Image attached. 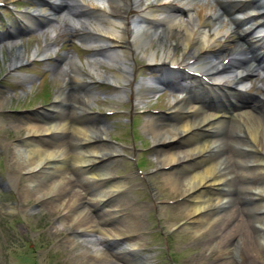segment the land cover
I'll use <instances>...</instances> for the list:
<instances>
[{
  "label": "rangeland",
  "instance_id": "rangeland-1",
  "mask_svg": "<svg viewBox=\"0 0 264 264\" xmlns=\"http://www.w3.org/2000/svg\"><path fill=\"white\" fill-rule=\"evenodd\" d=\"M27 1L24 0L21 3L27 6L25 4ZM22 4H20L21 7H23ZM29 6L32 5L28 4ZM28 7L26 9H29ZM3 16L6 20L13 22L10 13L2 10L0 29L5 28ZM91 17L90 23L94 22L98 25L101 20L105 23L103 17H100L101 20L96 14ZM53 25L48 22L31 33L21 35L24 55L18 67L12 69L15 71L12 73L8 71V63L9 54H13V51L9 53L6 51V42L11 39H6V42L5 40L0 41L2 44L0 47L2 52L0 93L3 94L0 96V184L3 183L8 187V192L0 189V264H83L86 253L82 249L88 244L82 243L80 239L87 236L91 239H99L103 250L114 256L113 247L105 244L107 237L104 234L99 232L87 234L81 230L76 231L75 222L67 223L73 218L57 206L56 200H60L65 195L67 199L71 197L77 202L81 199V195L76 189L89 191L87 185L91 184L84 180L73 166V160L77 156L73 152L74 133L65 131L67 136L62 135L54 139L57 141L55 150H59L61 154L67 153L65 159L69 162L64 161L65 164L61 166L37 168L30 181L28 172H22L26 167L21 169L23 162L15 156L19 148L17 146L30 147L25 143L28 134L23 124L27 119L32 118L40 122L44 120L49 112L45 109L50 108V105L43 102L54 98L56 88L63 83V79L69 76V70L64 66L67 65L68 60L63 59L64 55H70L71 51H75L82 59V55L89 53L87 49L82 51L77 46H73L75 34L67 31L69 28L67 24L59 25L56 28L57 31L51 33L49 29ZM234 44V36L229 35L224 46L231 48ZM46 48L49 50H45ZM33 49L39 51L44 49L48 58L36 63L31 54ZM64 50L66 53L63 55ZM223 56L222 53L216 55L215 62H220ZM133 58L127 64L133 67V75L137 80L157 75L146 66L140 52H136ZM57 59L61 60L60 64L56 61ZM46 67L52 68L49 73L51 79L48 82L46 74L49 70L45 69ZM78 68L81 74L86 75L81 79L88 83L89 89L94 92L92 103L89 105L93 113L91 115L99 118V123L104 124L108 137L116 138L124 144L117 146L119 149L116 148V151L119 154L120 152L133 153L135 156L138 154L139 167L146 173V179H140L135 173L134 164L121 155L113 156L108 163V168L121 177L116 178L121 182L119 192L113 193V200L109 203L111 205L108 204L115 208L116 205H120L119 214L121 216L110 222L118 221L128 226L130 231H135L136 235L143 239V245L139 250L132 252L130 256H118L117 260L120 259L121 264H134L131 258L139 254L145 255L146 264H264V224L263 231L259 230V226L264 223V212L259 210V198L253 194L255 186H264V177L260 175V171L258 172L257 165L239 166L235 162L229 163L230 169L234 172L253 166L254 169L247 177L238 175L232 177L231 183L234 190L231 192V197L220 208L221 215H217V221L198 231L185 228V224L175 228V223L188 219L184 205L185 199L172 204L166 203L167 199L176 198L182 193L169 184V170L160 169L161 165L157 158L160 146L153 145L152 136L144 129V121L148 116L165 115L169 112L172 103L171 92L162 90L156 95L148 94L149 88L142 84L137 89L140 95L137 101H131V92L128 90H124L122 94L108 82L96 80V76L85 65L78 66ZM100 68L106 74L113 70L111 65L105 64H101ZM259 85L260 83L256 81L252 93L258 90ZM127 86L129 87L130 84ZM46 91H49L48 95ZM5 94L8 98L3 100L2 97H6ZM63 101L61 99L57 101L60 104L59 108H54L57 102L52 107L54 113L72 112L69 104ZM24 107H29L32 111H22ZM144 107L164 110V114L160 112L132 114L136 115L133 126L136 135L135 142L132 143L130 134L132 118L127 115V111L133 112ZM111 108H118L124 112L111 116L102 115L105 110ZM94 122L98 124L96 119ZM224 134L229 136L228 132ZM12 139H21L19 145L14 142L6 143ZM45 140L46 138L41 142ZM102 143L103 145L110 144L108 140ZM132 144L136 150H132ZM144 147H148V151L144 150ZM229 150L231 147L227 143V151ZM24 160L26 163L25 154ZM248 197L249 202L246 200ZM80 201L78 206L83 205L86 209L85 213L92 215V218L96 219L100 225L108 229L111 227L109 222L101 221L100 206L97 208L95 202H84L83 200L81 203ZM60 218H65L66 223L59 226L56 221ZM107 223L109 225H106ZM158 230H162L163 234ZM72 235L77 236L78 239L73 244L69 240ZM91 245L94 248L95 242H91ZM90 256L94 257L89 253L87 257Z\"/></svg>",
  "mask_w": 264,
  "mask_h": 264
},
{
  "label": "bare ground",
  "instance_id": "bare-ground-1",
  "mask_svg": "<svg viewBox=\"0 0 264 264\" xmlns=\"http://www.w3.org/2000/svg\"><path fill=\"white\" fill-rule=\"evenodd\" d=\"M226 2L242 6L233 12L231 7L234 6L227 8ZM260 2L262 0H85L93 13H103L104 15H100L106 16L110 23H101L96 29L98 39L95 48L99 46L100 41H107L106 59L111 65L122 67L104 75L100 70L93 69L98 57L93 58L88 66L97 78L112 82H129L132 73L124 62L128 61L135 51H141L150 67L163 70L166 74L172 73L169 78H166V74L159 78L160 74L156 80L149 78L145 81L175 84L176 95L172 99L169 117L161 119L160 116H148L144 121V129L161 145L157 156L160 165L173 166L169 169V184L174 189L186 193L190 199L184 201L189 217L186 226L195 231L217 221V215H221L220 207L228 199L225 187L233 186L231 171L228 170L230 162L225 151L227 143L234 147L236 162L241 165L257 163V169L264 177V100L242 96L238 88L257 70L249 59L242 57V42L236 41L232 48L224 46L226 38L236 32L249 39L254 48H264V15L259 12L263 8ZM106 3L109 5L105 6ZM113 4L123 5L124 8L111 9L115 7ZM100 6L108 10V16ZM255 33H258L257 36ZM13 48L16 55L11 59L15 61L22 55V50L17 43ZM223 52L229 57L228 65L214 62L215 56ZM261 56L259 52L253 54L252 61L256 62ZM189 71L205 75L212 83H203ZM77 81L78 78L75 82ZM260 81L264 85V76ZM137 85L138 82H131L132 95ZM221 87H225V90L222 91ZM5 98L2 97L3 100ZM69 100L76 105L73 107L75 113H61L49 123L26 121L23 124L28 134L25 143L30 147L18 146L19 153L16 156L23 162L21 169L26 167L24 170L32 171V168L39 166L43 161L57 157V153L53 152L57 141L51 137L58 136L61 131L69 128L74 130L78 137L76 141H82L76 148L79 155L75 156L73 166L76 171L88 174L87 182H91L87 185L88 189H104V182L102 179H96V173H101L100 166L105 162L98 163V159L111 151L105 147L100 148L95 143L98 141L101 145L102 135L99 132H104V127L95 126L90 121L91 117L86 114L91 103L90 93L82 91L77 97L73 95ZM226 130L230 131L228 139L223 136ZM45 135L47 137H43ZM33 136L47 139L51 136V139L47 140L48 143H42L41 138L36 139ZM62 155L64 158L61 159L65 161L67 153L60 154V157ZM64 161L55 166H60ZM253 169L254 167L240 170L239 173L247 177L252 174ZM105 174L110 176L108 172ZM33 176L29 175L28 180H32ZM109 181L112 182L111 176ZM110 186L118 188L114 181ZM197 186L202 187L198 189ZM253 189V194L257 195L260 201L259 208L264 212V186H255ZM86 192L85 196L88 194ZM108 194L100 196L104 198L108 197ZM66 197L67 195L56 200L57 206L73 218L67 223L75 222L76 231L81 230L87 234L102 233L107 237L106 243L120 235L134 232L118 221L109 229L100 225L92 215L85 213L83 205L78 206L79 201L83 203L86 198L76 202L73 198ZM116 207L118 209L101 210L100 217L103 222H108L118 215L120 208L118 205ZM56 222L60 226L66 223V219L60 218ZM69 240L71 244L78 241L77 236L73 235ZM80 241L88 244L82 249L86 253L83 264H121L117 258L103 250L99 239L96 240L94 248L89 236L81 238ZM126 243L131 249L141 246L140 238L136 236H130ZM89 253L94 257H87Z\"/></svg>",
  "mask_w": 264,
  "mask_h": 264
}]
</instances>
